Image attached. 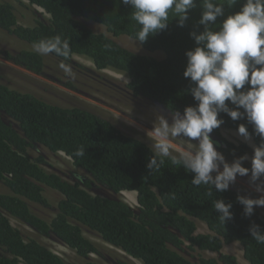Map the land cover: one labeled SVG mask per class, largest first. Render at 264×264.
I'll use <instances>...</instances> for the list:
<instances>
[{"label": "trees", "instance_id": "1", "mask_svg": "<svg viewBox=\"0 0 264 264\" xmlns=\"http://www.w3.org/2000/svg\"><path fill=\"white\" fill-rule=\"evenodd\" d=\"M216 3L226 14L240 7L239 0ZM131 13L122 0H0V33L24 44L21 49L0 50V57L73 92L79 90L72 76L87 70L75 59L81 57L97 71L124 77L126 84L116 89L132 102L159 109V117L170 122L172 114L194 104L182 73L185 52L195 47L189 33L197 30L199 0L184 27L170 13L167 29L144 43L135 38L140 26ZM89 23L104 32H94ZM56 36L68 41L67 56L34 51L35 43ZM120 38L134 41L142 52L122 46ZM218 119L223 124L212 132L221 141V145L214 143L216 150L228 163L244 154L251 157L252 150L245 143L229 142L220 134L221 130L236 132L238 124L246 121H233L224 113ZM248 129L252 131L251 125ZM252 142L261 141L253 136ZM81 148L84 155H76ZM28 151L37 157H30ZM58 154L87 176L82 186L46 170V157ZM171 156L180 155L160 156L145 140L123 133L80 107L54 105L0 84V264H98L92 256L103 258V254L84 231L140 264H237L233 256L221 253L223 246L233 243L240 246L247 264H264V244L248 231L252 223L264 229V208L245 217L237 202V196L253 198L252 194L232 187L217 192L207 185L196 186L192 174L174 165ZM151 158L159 168L148 171ZM243 166L250 168L251 163ZM3 187L8 193L4 194ZM45 190L59 195L54 207L44 196ZM94 191L116 196L134 193L136 206ZM220 199L232 204L233 219L225 224L213 206ZM30 205L51 216L43 219ZM11 221L65 246L74 253L73 261L52 253L36 239L25 238ZM197 222L205 226L206 234L196 233ZM184 244L190 251L213 253L216 258L188 259L180 252Z\"/></svg>", "mask_w": 264, "mask_h": 264}, {"label": "clouds", "instance_id": "2", "mask_svg": "<svg viewBox=\"0 0 264 264\" xmlns=\"http://www.w3.org/2000/svg\"><path fill=\"white\" fill-rule=\"evenodd\" d=\"M239 2L238 11L226 14L216 0H199L197 30L189 33L195 47L185 52L182 73L189 81L187 92L194 104L185 107L182 113L176 111L170 122L161 115L159 126L149 135L156 138L152 147L163 157L170 156L169 134L189 142L197 141L195 151L171 156L174 165L192 174V183L196 186L207 185L217 192H225L235 184L237 176H247L249 183L241 181L252 185L259 196L239 195L237 202L243 208V215L251 217L256 208H264V0ZM122 3L132 9V19L140 26L135 34L140 43L167 29L170 13L176 16L177 25L184 27L198 6V0H122ZM33 49L38 54L55 52L62 56L70 51L68 41H62L60 36L40 40ZM221 113L233 121H246L238 124L236 134L249 145L251 158L244 154L228 163L216 150L210 134L223 124L218 119ZM253 136L260 139L258 145L252 143ZM76 155L83 156L84 149H79ZM249 159L251 167H244ZM146 168L158 169L159 164L151 158ZM208 194L212 195V191ZM213 206L224 224L233 219L231 203L220 199ZM248 231L254 240L264 244V229L260 225L252 223Z\"/></svg>", "mask_w": 264, "mask_h": 264}, {"label": "rangeland", "instance_id": "3", "mask_svg": "<svg viewBox=\"0 0 264 264\" xmlns=\"http://www.w3.org/2000/svg\"><path fill=\"white\" fill-rule=\"evenodd\" d=\"M41 11V10H38ZM89 27L96 33H103V28L89 23ZM6 33H0V50L11 49L17 50L24 47L19 41L14 38L11 40ZM122 46H126L133 51L142 52L139 45L134 41L120 38L117 40ZM77 63L83 65L87 70L85 73L77 72L74 74L73 81L76 83L74 87L79 92H73L65 89L60 84L47 79L45 77L37 76L29 73L17 66H14L0 57V84H5L10 89L17 90L18 92H27L41 100L51 104L60 105L63 107L77 106L90 112L98 117L111 122L118 127L123 133L135 136L145 140L151 147L156 142V138L149 135V132L159 126L160 113L150 107L148 104L131 101L128 96L119 91L118 87L126 84L124 77L111 72V71H97L94 66L87 60L78 57L75 58ZM94 76V77H92ZM221 137L232 143H244L241 137H238L233 130H221ZM168 140L171 144L170 153L182 155L186 152L195 151L197 141L189 142L186 138L172 137L169 134ZM253 143V142H252ZM246 144V143H245ZM249 146L248 144H246ZM32 158H36L37 154L34 151H28ZM48 164L59 173H66L68 175L80 176L82 173L75 169L71 161L63 154L48 156ZM251 158V157H250ZM250 163V159L248 161ZM222 171V167L220 169ZM48 172L52 170L47 169ZM241 180L247 181L245 177L237 176L235 184L230 187L237 190L250 192L254 198H258L259 194L254 191V188ZM4 194L8 191L3 187ZM44 196L48 202L55 206L59 195L50 190L44 191ZM118 199L128 204L130 207L135 208L136 196L134 193L124 192L117 196ZM36 213L43 219L48 220L51 213L42 210L37 206L30 205ZM14 228H17L25 238L36 239L40 244L46 246L52 253L62 257L67 261H73L74 253L68 248L58 242L44 238L35 234L31 229L16 222L11 221ZM197 231L199 234H206L207 230L202 223L197 222ZM83 235L95 243L103 254L100 256H92L98 264H140V262L129 258L122 252L109 247L101 242L93 234L84 231ZM183 253L188 259L198 261L199 259L216 258V254L209 252H200L198 250L190 251L187 249V244L183 245ZM223 255L233 256L237 264H247L243 257L240 246L237 243L223 246L221 249Z\"/></svg>", "mask_w": 264, "mask_h": 264}, {"label": "flooded vegetation", "instance_id": "4", "mask_svg": "<svg viewBox=\"0 0 264 264\" xmlns=\"http://www.w3.org/2000/svg\"><path fill=\"white\" fill-rule=\"evenodd\" d=\"M31 157V156H30ZM56 157L53 155L52 156V159H55ZM46 163H45V165H44V167L46 168V170L47 169H49V170H52V172H56V173H58L59 175H63L64 174V177L66 178V179H68L69 181H74V180H76L77 182H79L80 183V185L82 186L83 184H84V182L88 179L87 178V176H84L83 174H81L80 176H77V175H74V174H72V175H68V174H66V173H59L58 172V170H55V169H53L49 164H48V161H49V157H46ZM78 179V180H77ZM81 180V181H80ZM91 192H93V189L91 190ZM94 193L96 194V195H100L102 192H99V191H94Z\"/></svg>", "mask_w": 264, "mask_h": 264}, {"label": "water", "instance_id": "5", "mask_svg": "<svg viewBox=\"0 0 264 264\" xmlns=\"http://www.w3.org/2000/svg\"><path fill=\"white\" fill-rule=\"evenodd\" d=\"M211 135V139L213 140L214 143H218V145H221V141L218 137H216L215 135H213L212 133ZM102 197L108 198V199H118L116 195H110L107 191L106 192H102L100 194Z\"/></svg>", "mask_w": 264, "mask_h": 264}]
</instances>
